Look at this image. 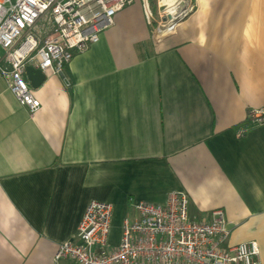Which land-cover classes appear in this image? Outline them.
<instances>
[{
    "label": "crops",
    "instance_id": "obj_1",
    "mask_svg": "<svg viewBox=\"0 0 264 264\" xmlns=\"http://www.w3.org/2000/svg\"><path fill=\"white\" fill-rule=\"evenodd\" d=\"M174 8L187 15L158 40V2L155 15L133 0L61 76L31 89L35 114L0 72V264H54L91 202L111 207L116 247L134 206L173 194L196 221L221 211L229 245L255 242L264 264V123L239 133L264 112V0Z\"/></svg>",
    "mask_w": 264,
    "mask_h": 264
},
{
    "label": "built area",
    "instance_id": "obj_2",
    "mask_svg": "<svg viewBox=\"0 0 264 264\" xmlns=\"http://www.w3.org/2000/svg\"><path fill=\"white\" fill-rule=\"evenodd\" d=\"M132 3L133 0H0V50L8 66L0 68V72L9 93L30 114L38 112L40 104L25 78L26 67L43 75L61 76L73 57L96 45L101 34L113 26L116 14ZM186 13L185 9L171 19L160 11L156 39L174 34ZM171 21L177 22L176 29L159 38L157 32ZM263 123V112L252 111L239 133ZM188 206V198L182 194L170 195L162 206H134V216L121 223L118 245L109 247L111 207L91 202L73 234L77 243L59 245L53 262L258 264L255 242L229 245L231 224L221 211L200 222L189 215Z\"/></svg>",
    "mask_w": 264,
    "mask_h": 264
},
{
    "label": "bare ground",
    "instance_id": "obj_3",
    "mask_svg": "<svg viewBox=\"0 0 264 264\" xmlns=\"http://www.w3.org/2000/svg\"><path fill=\"white\" fill-rule=\"evenodd\" d=\"M160 4H161V7L168 9L169 18L174 19L175 16L177 15L176 9L174 8L175 0H162ZM176 25H177V22L174 23L171 21L169 25L161 28L157 32V36L159 38L165 37L167 34L173 32L176 29Z\"/></svg>",
    "mask_w": 264,
    "mask_h": 264
},
{
    "label": "water",
    "instance_id": "obj_4",
    "mask_svg": "<svg viewBox=\"0 0 264 264\" xmlns=\"http://www.w3.org/2000/svg\"><path fill=\"white\" fill-rule=\"evenodd\" d=\"M26 80L28 81L32 90L38 89L45 81V76L39 71L32 67H26L25 69ZM264 119V112H263Z\"/></svg>",
    "mask_w": 264,
    "mask_h": 264
},
{
    "label": "rangeland",
    "instance_id": "obj_5",
    "mask_svg": "<svg viewBox=\"0 0 264 264\" xmlns=\"http://www.w3.org/2000/svg\"><path fill=\"white\" fill-rule=\"evenodd\" d=\"M157 2H158V5H160V3H161V0H156ZM178 8V7H177ZM159 9L161 10V11H163V12H165L167 15H168V9H165V8H160L159 7ZM162 14V13H161ZM162 16V15H161ZM165 18V17H164ZM161 20H158V21H156V24L155 25H153L152 24V33L154 34V32H156V30H157V23H161L160 22ZM3 59H4V53L0 50V60H2L3 61ZM2 63H5L4 61L2 62ZM116 229H117V225H112L111 227H110V231H109V237H108V243H107V245L109 246V247H115L114 245H116V243H117V241H118V235H117V231H116ZM119 243V242H118ZM118 245V244H117Z\"/></svg>",
    "mask_w": 264,
    "mask_h": 264
},
{
    "label": "trees",
    "instance_id": "obj_6",
    "mask_svg": "<svg viewBox=\"0 0 264 264\" xmlns=\"http://www.w3.org/2000/svg\"><path fill=\"white\" fill-rule=\"evenodd\" d=\"M148 5L151 13L156 15V0H148Z\"/></svg>",
    "mask_w": 264,
    "mask_h": 264
}]
</instances>
